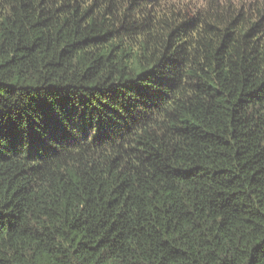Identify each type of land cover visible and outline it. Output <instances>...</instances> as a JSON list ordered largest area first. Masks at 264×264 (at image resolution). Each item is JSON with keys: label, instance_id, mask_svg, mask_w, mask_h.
<instances>
[{"label": "trees", "instance_id": "obj_1", "mask_svg": "<svg viewBox=\"0 0 264 264\" xmlns=\"http://www.w3.org/2000/svg\"><path fill=\"white\" fill-rule=\"evenodd\" d=\"M0 264H264V0H0Z\"/></svg>", "mask_w": 264, "mask_h": 264}]
</instances>
